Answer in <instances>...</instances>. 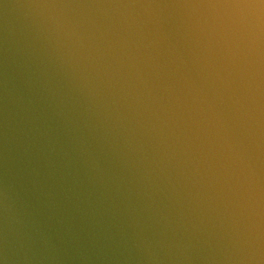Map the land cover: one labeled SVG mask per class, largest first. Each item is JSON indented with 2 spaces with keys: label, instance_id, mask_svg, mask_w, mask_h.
<instances>
[{
  "label": "water",
  "instance_id": "95a60500",
  "mask_svg": "<svg viewBox=\"0 0 264 264\" xmlns=\"http://www.w3.org/2000/svg\"><path fill=\"white\" fill-rule=\"evenodd\" d=\"M0 264H264L123 0H0Z\"/></svg>",
  "mask_w": 264,
  "mask_h": 264
}]
</instances>
